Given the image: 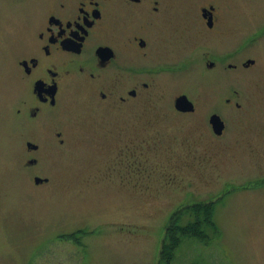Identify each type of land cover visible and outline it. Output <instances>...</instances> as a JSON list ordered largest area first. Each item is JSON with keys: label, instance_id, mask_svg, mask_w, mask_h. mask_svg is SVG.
<instances>
[{"label": "rangeland", "instance_id": "rangeland-1", "mask_svg": "<svg viewBox=\"0 0 264 264\" xmlns=\"http://www.w3.org/2000/svg\"><path fill=\"white\" fill-rule=\"evenodd\" d=\"M34 1L0 0V264H160L173 215L209 202L215 238L185 240L172 264H264V0H185L223 8L221 68L192 60L103 117L70 94L63 148L51 130L24 133L12 120V45ZM181 96L195 113L175 109ZM25 136L42 151L31 155ZM35 156L41 166L25 169Z\"/></svg>", "mask_w": 264, "mask_h": 264}, {"label": "flooded vegetation", "instance_id": "flooded-vegetation-1", "mask_svg": "<svg viewBox=\"0 0 264 264\" xmlns=\"http://www.w3.org/2000/svg\"><path fill=\"white\" fill-rule=\"evenodd\" d=\"M34 7L12 45L20 94L14 97L12 120L24 133L51 130L61 148L68 127L59 113L71 103L70 94L82 91L89 109L103 117L109 108H125L162 79L184 71L192 60L210 71L221 68L223 8L217 1L36 0ZM6 26L1 38L11 30ZM194 107L180 113H195ZM23 139L31 155L42 151L36 138ZM39 165L35 156L25 169ZM37 178L44 181L37 184ZM49 182L34 176L36 187Z\"/></svg>", "mask_w": 264, "mask_h": 264}, {"label": "trees", "instance_id": "trees-1", "mask_svg": "<svg viewBox=\"0 0 264 264\" xmlns=\"http://www.w3.org/2000/svg\"><path fill=\"white\" fill-rule=\"evenodd\" d=\"M213 202L193 204L185 211L188 218L181 219V213H176L166 229V236L160 251V264H172L175 261L177 251L185 240L206 241L215 238L210 236V232L215 233L217 227L214 221ZM203 245V244H202ZM192 264H204L201 261H195Z\"/></svg>", "mask_w": 264, "mask_h": 264}, {"label": "water", "instance_id": "water-1", "mask_svg": "<svg viewBox=\"0 0 264 264\" xmlns=\"http://www.w3.org/2000/svg\"><path fill=\"white\" fill-rule=\"evenodd\" d=\"M255 65V61L254 60H248V62L246 63L247 67L253 66ZM176 109L179 112L182 113H190L193 112L195 110L194 104L188 99L187 96H181L176 100V104H175ZM211 125L213 127L214 133L218 136H221L225 130V123L224 121L221 119L220 116L218 115H214L211 118ZM35 149V148H34ZM44 180H41L39 178L36 179V183L39 184L41 182H43Z\"/></svg>", "mask_w": 264, "mask_h": 264}]
</instances>
